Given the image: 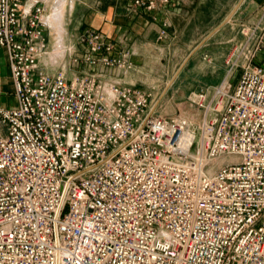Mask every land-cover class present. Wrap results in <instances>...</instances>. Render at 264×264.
<instances>
[{
  "label": "built area",
  "instance_id": "2783aa9c",
  "mask_svg": "<svg viewBox=\"0 0 264 264\" xmlns=\"http://www.w3.org/2000/svg\"><path fill=\"white\" fill-rule=\"evenodd\" d=\"M48 17L45 0H0L15 97L0 104V264H264V24L242 27L191 117L100 73L49 72ZM81 44L76 64L133 68L98 28Z\"/></svg>",
  "mask_w": 264,
  "mask_h": 264
},
{
  "label": "crops",
  "instance_id": "0c3cea01",
  "mask_svg": "<svg viewBox=\"0 0 264 264\" xmlns=\"http://www.w3.org/2000/svg\"><path fill=\"white\" fill-rule=\"evenodd\" d=\"M46 8L52 2H57L52 16L61 12L66 15L68 0H45ZM132 0H98L97 5H89L84 1L86 7V17L83 23L87 27H95L103 31L114 43L117 51H129L133 68L120 70L116 68H91L86 65L76 64V71H72L71 58L66 62L65 51L58 56V61L54 64L52 57L45 56L41 59V64H47V70L54 72L64 67L69 75L78 72H96L102 75L107 81H120L123 85L134 86L142 90L156 89L158 82L153 78V64L155 49L162 46L181 45L191 47L190 52L185 57L184 64L179 68L178 74L174 77L173 84L178 83L177 91L186 94L188 91H199L204 88L220 84L226 77L227 65L226 57L234 44L243 39L241 29L244 25L257 22L264 24V0H172L170 4L159 7L154 11L142 8L134 10ZM79 6V3H77ZM76 8V2L70 4V11ZM50 16V17H51ZM49 18L50 32L55 38L54 46L57 42V29L51 25ZM66 22L61 32L66 47H72L80 56L83 54L82 44L78 50L77 33L67 27ZM79 28V27H78ZM80 29V28H79ZM165 30L166 34L161 35ZM50 42V38H48ZM51 45V44H49ZM4 49V48H3ZM5 51V50H4ZM78 51V52H77ZM198 57V58H197ZM199 59L202 65L192 68L188 72H198L204 78H211V83L198 84L199 87L188 88L182 82L179 83L181 75L189 63ZM4 63L9 66L6 52H4ZM63 64V65H61ZM49 65H54L50 68ZM10 69V68H9ZM1 87V85H0ZM1 88V92H2ZM1 105H4L2 101Z\"/></svg>",
  "mask_w": 264,
  "mask_h": 264
},
{
  "label": "rangeland",
  "instance_id": "374dc122",
  "mask_svg": "<svg viewBox=\"0 0 264 264\" xmlns=\"http://www.w3.org/2000/svg\"><path fill=\"white\" fill-rule=\"evenodd\" d=\"M54 1V0H53ZM85 0H68V6H67V12L66 15H62L61 12L55 15L54 17V25L57 23L55 20L59 15H61V20H64L61 25L64 27V24L66 22V29L67 27L70 28V30H74L73 33H77L78 38V50L80 49L81 45V38H82V29L86 26V24L83 23V20L86 17H89L86 12V7L84 6ZM87 4L89 5H97L98 0H86ZM72 2H76V8L73 12L70 11V4ZM52 2L49 7V14L54 10V6L56 5ZM77 3H79V6H77ZM85 25V26H84ZM80 29H79V28ZM57 29V28H54ZM58 30V29H57ZM52 33H55L54 30H51ZM49 30H45V35L47 38H50V42L48 46L49 53L47 56L52 57L50 61H52L54 64L57 63L58 58L56 57V51H58L57 47L54 46L55 38L54 35ZM59 32V30H58ZM191 47L187 46H181V45H171V46H160L155 49L154 52V61L153 64V78L158 82V86L156 89H151L153 93V100L152 102L157 105L158 113L168 115V116H175V115H185V116H199L200 111L194 108L190 105V102L188 100V97L190 95V92L186 94H182L177 91L178 83L173 84L172 82L174 80V77L178 74L179 68L184 64L185 57L190 52ZM4 49L0 47V102L4 105L11 106L15 103V97H14V85L13 80L11 77L9 66L4 63ZM78 52V51H77ZM76 53V52H75ZM75 53L69 54L66 53L62 57L64 58L66 55V62H69V59L71 60V66L72 71H76V67L73 65L74 59H75ZM70 56V58H69ZM264 56V51L260 53V57L262 58ZM198 58V57H197ZM195 59L189 63V65L186 67L185 71L181 75V78L179 79V83L182 82L184 85H186L189 89L192 87H196L198 84L203 85V83H211L213 79L211 78H204L201 74L198 72H192L189 73L188 71L191 70L194 67H197L198 69L200 65H202L201 62H199V59ZM63 65V64H61ZM50 68L54 65H49ZM240 76V71H236L234 76L231 78L230 83L231 87L236 84L238 77ZM199 87V86H197ZM1 88L3 89L1 92ZM194 90V88H192ZM200 117V116H199ZM198 117V118H199Z\"/></svg>",
  "mask_w": 264,
  "mask_h": 264
},
{
  "label": "bare ground",
  "instance_id": "6f19581e",
  "mask_svg": "<svg viewBox=\"0 0 264 264\" xmlns=\"http://www.w3.org/2000/svg\"><path fill=\"white\" fill-rule=\"evenodd\" d=\"M50 16L51 15L49 14L48 21H49V18H51V20H54L55 15L53 14L51 17ZM55 21L57 23L54 25V23L51 22V25L53 24V28H57L60 32L57 34V42H56V46L58 49V51H56L57 52L56 57L58 58V56H61L63 54V52L65 51L64 40H63L62 35H61V32L64 29V27L61 25V23H63L64 20H61V15H59ZM50 57H51V55H50Z\"/></svg>",
  "mask_w": 264,
  "mask_h": 264
}]
</instances>
